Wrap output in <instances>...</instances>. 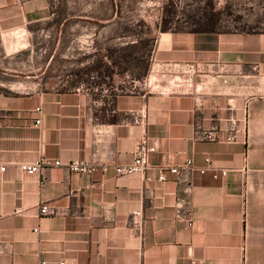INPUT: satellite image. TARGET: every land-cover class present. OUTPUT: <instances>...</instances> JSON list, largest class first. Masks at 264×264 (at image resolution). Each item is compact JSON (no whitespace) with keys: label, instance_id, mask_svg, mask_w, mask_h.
I'll use <instances>...</instances> for the list:
<instances>
[{"label":"crops","instance_id":"0c3cea01","mask_svg":"<svg viewBox=\"0 0 264 264\" xmlns=\"http://www.w3.org/2000/svg\"><path fill=\"white\" fill-rule=\"evenodd\" d=\"M53 5L0 0V29L47 23ZM85 58L89 90L0 93V264H264V35L157 37L147 78L160 65L198 73L191 91L168 95L143 92L144 78L112 65L104 47ZM144 135L153 167L209 159L230 172L118 177ZM43 158L62 166L19 169ZM73 162L95 170L70 172ZM41 204L57 214L40 217Z\"/></svg>","mask_w":264,"mask_h":264},{"label":"rangeland","instance_id":"374dc122","mask_svg":"<svg viewBox=\"0 0 264 264\" xmlns=\"http://www.w3.org/2000/svg\"><path fill=\"white\" fill-rule=\"evenodd\" d=\"M53 13L47 23L0 29V93L89 90L80 76L90 61L86 51L102 47L142 40L152 50L157 37L179 32L264 35V0H54ZM197 76L191 68L155 66L151 89L166 95L191 91ZM122 81L129 89L130 79Z\"/></svg>","mask_w":264,"mask_h":264},{"label":"built area","instance_id":"2783aa9c","mask_svg":"<svg viewBox=\"0 0 264 264\" xmlns=\"http://www.w3.org/2000/svg\"><path fill=\"white\" fill-rule=\"evenodd\" d=\"M140 88L141 86H145L150 88L149 91H154L151 89L152 81L151 78H145L142 79L140 82ZM41 124V121H37L36 125L39 126ZM211 141H215V137L212 135H208L207 137ZM230 141L234 139H229ZM157 151V147L155 145H150L148 137L144 135L140 142L137 145L136 153H135V160L133 164L128 166H122V167H116V174L118 177H131L135 175L144 176L147 171L155 169L159 173V182H165L167 180L168 175H173L176 177L178 183L187 182L189 178L192 176L193 173L198 172L200 174H205L207 171H215V178H218V173L220 172L222 177H226L229 174L228 169L223 170H217L213 168L211 161L207 160V167L206 168H198L194 165L193 161H187L184 165L181 166H162V167H153L151 165V157L153 154H155ZM61 167L62 163L60 161L52 162L49 161L46 158L41 159L40 161L33 163V164H21L19 165V169L27 174V175H36L41 174L45 169L49 167ZM6 166H0V171L5 172ZM67 169L70 172L81 174V173H92L95 168L87 165L85 163L80 162H73L70 163L67 166ZM18 214H22L23 210H19L17 212ZM57 214V211L48 204H41L39 205V216L40 217H50L55 216ZM134 219L142 218V212L136 211L133 213ZM140 233L142 234V237L144 235L143 227L141 228ZM40 264H48L47 262H42ZM65 264V263H60Z\"/></svg>","mask_w":264,"mask_h":264},{"label":"trees","instance_id":"16d2710c","mask_svg":"<svg viewBox=\"0 0 264 264\" xmlns=\"http://www.w3.org/2000/svg\"><path fill=\"white\" fill-rule=\"evenodd\" d=\"M167 22L162 28L164 32L167 30ZM149 41H133L127 43L125 47H108L107 58L112 62V65L118 66L123 73L130 71L136 78H144L149 73V65L151 58V49ZM103 57L99 56L94 66L103 65Z\"/></svg>","mask_w":264,"mask_h":264}]
</instances>
